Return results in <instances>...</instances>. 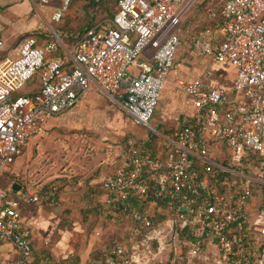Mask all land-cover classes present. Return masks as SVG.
<instances>
[{
    "label": "built area",
    "instance_id": "obj_1",
    "mask_svg": "<svg viewBox=\"0 0 264 264\" xmlns=\"http://www.w3.org/2000/svg\"><path fill=\"white\" fill-rule=\"evenodd\" d=\"M53 1L58 22L74 0H39ZM192 1L116 0L111 17L96 6L70 46L51 26L42 45L23 39L5 71L12 86L0 82V178L30 138L92 89L157 137L148 150L128 138L118 168L101 181L105 202L124 205L128 220L105 264H264V0H219V16L209 14L219 23L192 38L197 55L234 70L232 86L176 78V91L196 111L192 124L167 133L150 125L178 67L179 31ZM38 72L39 91L20 94ZM9 193L0 185V241L18 257L0 264H34L19 211L38 194Z\"/></svg>",
    "mask_w": 264,
    "mask_h": 264
},
{
    "label": "crops",
    "instance_id": "obj_2",
    "mask_svg": "<svg viewBox=\"0 0 264 264\" xmlns=\"http://www.w3.org/2000/svg\"><path fill=\"white\" fill-rule=\"evenodd\" d=\"M194 2L195 0L188 4L183 20ZM57 3L59 2L41 4L39 0H0V36L4 41V46L0 48L1 83L12 86V80L5 71L17 57L23 39L33 37L38 45H42L51 38L50 25L61 36L64 46H70L74 42V35L87 27L86 25L80 31H69L67 22L61 20L62 18L58 22L52 21V13L60 5ZM76 3L78 0H74L72 4L75 10ZM220 10L218 5L211 12L219 16ZM71 11L72 9H68L69 15ZM98 11L99 16H107L99 7ZM210 13L205 16L203 27H213L219 23V18L212 20ZM92 21L93 18L89 23ZM201 29L195 26L193 30V27H189L185 32L192 39ZM70 40L73 42L69 45L66 42ZM191 44L179 47L175 56L178 67L172 71L155 107L152 127L159 132L167 133L179 128L182 124L192 121L196 115L190 100L176 91L173 85L176 78L200 79L209 85L226 88L232 86L234 70L214 65L210 58L197 55ZM145 54L150 56L151 51ZM223 71L231 72V77L225 78L220 74ZM33 82L38 85L32 87ZM28 84L32 85L31 89L23 92L22 88L20 94L32 95L39 91V79L33 78L26 85ZM111 112H118L116 120L109 121ZM49 121L44 134L31 140L28 153L26 154V144L22 154L14 160L12 166L10 165L6 176L7 189L10 191V197L19 196L26 190L38 194L39 201L22 206L19 211L23 226L30 232L28 241L34 256L43 258L45 263L72 259L74 264H87L90 256L95 257L98 251L105 252L106 245L103 249L93 246L94 240H89L88 234L85 233L83 224L87 223L82 220L87 221L92 213L98 217L106 214L105 210L108 208H105L104 198L100 204L97 196L100 192L96 187L104 177L116 171L122 161L123 152L118 150V145L112 146V153H118L114 161V155H111L110 151L108 153L107 149H104L105 154L96 150L95 153L86 151L88 153L83 155L81 148H78V144L82 145L83 140L78 142V136L92 131L96 133V129H117L120 133L131 134L129 138L139 147L148 140L147 133L143 131L144 128L135 125L119 105L110 102L95 89L83 93L71 110ZM108 159L112 162H108ZM78 201L81 202L79 205ZM78 206L83 208L80 210L82 220L78 217ZM17 257L10 244L0 241V263Z\"/></svg>",
    "mask_w": 264,
    "mask_h": 264
},
{
    "label": "rangeland",
    "instance_id": "obj_3",
    "mask_svg": "<svg viewBox=\"0 0 264 264\" xmlns=\"http://www.w3.org/2000/svg\"><path fill=\"white\" fill-rule=\"evenodd\" d=\"M54 2H56V1L51 2V4H53ZM89 2H90L89 0H78V3H76V5H75L77 7L78 11L75 10V7H73V5H72L73 2H71L69 7H68L69 10L72 9L71 15H69V12H67L68 10L65 13H63L61 20H64L67 22L66 27L69 29V31H80L89 23V21L91 20V16L89 14L93 11L92 9L95 8V7L92 8L93 6L89 5ZM57 4H59V3H57ZM105 4H106L105 6H102V7L100 6V10H102L103 14H106L108 16L109 10L114 11L115 6H114V4L112 5L111 0H108L107 2H105ZM218 5H219V0H195V2L192 4L189 11L185 15L184 20H186L185 21L186 23L183 20V23L181 25L180 34L182 33L181 38H182L183 44L182 45L180 44L178 46L176 53H175V56H177V53L179 51V47H181V46L185 47V45H189V43H191V41H192L189 34L186 33L185 31L189 27H193V30H194L195 26L199 27V28L205 26L204 25L205 24L204 23L205 16H207L208 13H210L211 11L216 9ZM76 11L78 12V14ZM107 16H105V17H107ZM51 25H53V24H51ZM66 43L70 45L72 43V40H70L69 42H66ZM148 51H149V48H147L145 50L146 53H148ZM140 58H143V55H140ZM220 74L223 75L227 79H229L231 77V72L223 71ZM35 78L37 80L39 79V72L36 74ZM32 84H33V86L31 84L24 86L22 91L25 92V91L31 89L30 86L34 87L35 85H38V83H35V82H33ZM109 117H110L109 121L112 119L116 120L118 118V112H111ZM52 122L53 121H51L50 123H52ZM152 123L153 122L151 120L150 121L151 126H153ZM45 127H46V125H45ZM96 130H97L96 133L92 131V132H87L86 134H82L81 136L77 135L78 136V142H79V140H83L82 145L80 143H79L80 145L78 144V148H81V154H83V155L85 153L87 154L88 152H86V151H91V153H95L96 150H98V152H101L102 154H105L104 149H107L108 153L110 151L111 155H114L112 153V151H113L112 146L118 145L119 146L118 150H121L123 152V157L125 156L126 142H127V139L129 138V136L131 134L129 135V133H127V132L126 133H120L117 129H116V131L108 130V129H96ZM143 131H145V133H147V130L143 129ZM43 134H44V132L37 135V136L30 138L27 141L28 145L26 146L27 147L26 148V154L30 150V144L32 143L31 140L33 138L41 137ZM117 156H118V153L114 155V158L112 161H114ZM111 159H108V162H110ZM122 160H123V158H122ZM8 173H9V168L6 169V171L4 172V174L0 178V185L6 189L8 188V182H7V177H6ZM96 190H98L100 192L97 195L100 202H101L100 204H102V200L104 198L103 202L105 204V208H108L105 210L106 214L104 216L98 217L92 213L90 216H88L87 221H83L81 219L82 216L80 215V210H82L83 208L80 209V206H78V217L82 220V222L87 223V224H85V223L83 224L85 226V233L88 234L89 240L90 239L94 240V242L92 243L93 246H99L100 249H103V246L106 245L105 249H110L113 246H115L116 244H119L123 240L124 235H125V229L128 225V220L125 216H122V215L120 217H118L115 210H113L114 208L106 207V206H108V204L105 202L106 198H105V194L103 193V191L101 189V183L98 185V187H96ZM19 196H14V197L17 198ZM80 203L81 202L78 201V205ZM99 258H100V256H99ZM93 260H94V258L90 256L89 260L87 261V264H97L96 260H95V262ZM98 263H99V261H98Z\"/></svg>",
    "mask_w": 264,
    "mask_h": 264
},
{
    "label": "trees",
    "instance_id": "obj_4",
    "mask_svg": "<svg viewBox=\"0 0 264 264\" xmlns=\"http://www.w3.org/2000/svg\"><path fill=\"white\" fill-rule=\"evenodd\" d=\"M89 5L93 6L92 8L94 7H99L100 6H105V2H107L108 0H98L97 3H95V0H89ZM115 1L116 0H111V3L112 5L115 4ZM113 15V11L109 10L108 12V17H111ZM91 25V23L87 24V27H89ZM73 42V41H72ZM17 95V94H15ZM188 125H191L192 124V121L191 122H186ZM162 133H165L164 131H160ZM147 137H148V140L146 142H144L143 144L140 145V148L142 150H148V149H154L155 148V145H154V140L157 138L153 133L151 132H147ZM136 146V145H135ZM126 147V146H125ZM263 192H264V189H263ZM263 204H264V200H263ZM137 207L139 208H142L144 205H136ZM110 207V206H109ZM124 205L122 204H118V205H113L112 208H114L113 210H115V212L117 213L118 217H120L121 215L124 216V214L122 213V209H123ZM110 217V216H109ZM109 249H106L105 252H100L98 251V253H96L95 257L93 256L94 260H96V263L97 264H105V257L108 253ZM32 255L34 257V264H74V260L72 259H67L65 261H60V262H55V261H50L49 263H45V261H43V258H39V257H36L34 256L33 254V251H32ZM100 256V258H99ZM99 263H98V261Z\"/></svg>",
    "mask_w": 264,
    "mask_h": 264
},
{
    "label": "water",
    "instance_id": "obj_5",
    "mask_svg": "<svg viewBox=\"0 0 264 264\" xmlns=\"http://www.w3.org/2000/svg\"><path fill=\"white\" fill-rule=\"evenodd\" d=\"M12 189H14L13 184H12Z\"/></svg>",
    "mask_w": 264,
    "mask_h": 264
}]
</instances>
